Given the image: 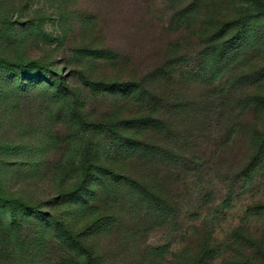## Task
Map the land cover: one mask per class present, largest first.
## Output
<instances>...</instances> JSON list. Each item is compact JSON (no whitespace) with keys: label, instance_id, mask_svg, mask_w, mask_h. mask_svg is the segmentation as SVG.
Listing matches in <instances>:
<instances>
[{"label":"rangeland","instance_id":"obj_1","mask_svg":"<svg viewBox=\"0 0 264 264\" xmlns=\"http://www.w3.org/2000/svg\"><path fill=\"white\" fill-rule=\"evenodd\" d=\"M200 6L0 0L1 60L42 67L0 102V264H264V29L209 65Z\"/></svg>","mask_w":264,"mask_h":264},{"label":"trees","instance_id":"obj_2","mask_svg":"<svg viewBox=\"0 0 264 264\" xmlns=\"http://www.w3.org/2000/svg\"><path fill=\"white\" fill-rule=\"evenodd\" d=\"M201 5L200 9L203 10L205 16L211 15L209 22H204L203 31L201 35L206 39V43L210 45V53L208 55V64L219 66L223 63L226 58L234 57V61L243 60L245 56L243 53L244 47H236L237 43H242L244 40L249 39L252 35L255 37V31L257 29H264V0H224V2H230L236 4V13L231 15H224V17H229L228 20L216 24L211 19L214 20V12L210 11V7L215 8V4H219L220 0H197ZM179 2L186 3L189 0H179ZM199 9V10H200ZM198 10H190L189 14L193 17H198ZM211 12V13H210ZM234 12V11H233ZM210 13V14H207ZM232 16V17H230ZM186 24V20H184ZM179 47V44L175 45ZM234 48H236L234 50ZM173 55V53H171ZM219 59V60H218ZM11 65L5 60L0 58V102L11 103L16 108L20 107L21 94L28 88L24 84V72H30L31 70H38L40 72L42 67H35L34 69H28L26 65H22L18 61H10ZM171 63H167L169 67ZM216 68V67H215ZM8 71L7 76L3 73ZM45 72V71H44ZM171 80V79H170ZM10 83L11 91L5 89V85ZM27 88V89H26ZM12 199L5 196L0 186V203H2V209H7L8 204H12ZM56 201H60V198L54 199L50 204L51 207L54 206ZM1 209V207H0ZM10 213V212H9ZM7 215L8 211H7ZM52 219L55 217L49 216ZM2 216L0 215V221L2 222ZM14 223V221H13ZM13 226V224H12ZM58 231V229H57ZM57 231H51L50 237H72L73 234L70 231L65 233H57ZM59 232V231H58Z\"/></svg>","mask_w":264,"mask_h":264}]
</instances>
